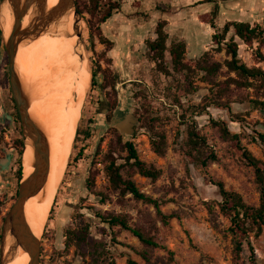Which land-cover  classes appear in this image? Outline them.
I'll return each instance as SVG.
<instances>
[{"label": "rangeland", "instance_id": "1", "mask_svg": "<svg viewBox=\"0 0 264 264\" xmlns=\"http://www.w3.org/2000/svg\"><path fill=\"white\" fill-rule=\"evenodd\" d=\"M116 1L120 5L119 9L102 25L109 39L115 41L120 36L124 42L122 48L116 50L114 46L108 53L113 61L110 68L119 76L115 86L116 96L111 89L101 88L102 75L98 77L97 86L92 87L90 80L78 126L80 123L85 126L93 118L90 125L93 136L86 141L83 158L66 168L67 175L64 174L58 189L53 219L47 228L45 224L40 238L41 264H87L88 260L76 254L74 247L68 251L64 247V229L76 222L80 225L89 222L95 235L105 230L114 251L115 264H129L128 259L139 264H233L230 222L219 211L217 202L221 197L216 183L222 182L226 189L240 193L252 205L258 204L259 192L252 167L232 141L221 137L216 123H226L233 133L240 135L241 146L264 161V148L258 137L259 133L264 132V115L257 111L247 113L250 110L248 103L231 104L232 113L239 114L245 120L243 123L233 121L224 106L211 105L200 114L192 106L208 102L206 96L211 85L197 80V90L182 95L184 90H179L178 82L183 83V75H175L176 80L163 75L150 59L146 40L156 37L154 32L158 20L167 18L169 23L166 30L170 38L186 41V59L189 62L198 60L207 51L214 59L223 61L225 52L213 49L214 30L200 22L199 18L200 14L211 11V4L202 0ZM168 6L172 8L171 14H163L161 9ZM219 6L216 24L220 28L228 21L264 22V0H226L220 2ZM79 28L91 72V41L87 23L82 16ZM95 43L96 51L102 52L104 46L97 40ZM240 56L248 65L264 68V63L252 59L251 51L242 42ZM166 62L171 70L169 55L166 56ZM101 65L107 66L104 61H101ZM225 72L224 68L218 81L227 78ZM22 74L33 88L41 79H29L24 71ZM178 96H181L184 109L188 110L185 113L187 124L195 122L196 128L207 138L208 147L204 149V157L211 152L216 156L208 161L206 167L189 156L187 127L180 118L182 110L171 102ZM115 97L117 107L112 110V120L108 123L106 116L110 108L106 104L108 99L113 100ZM12 100L7 54L3 43H0V236L4 217L15 201L19 187L17 166H12L15 168L13 170L10 166L13 156L16 158L17 155L13 149L14 140L21 138L22 131L21 124L15 118L17 109ZM126 124H132L133 130ZM147 125L165 134L167 148L163 155L152 150ZM110 128L117 129L122 136L121 143L109 131ZM128 141L133 142L142 161L160 170L157 180L141 176L135 168L126 164L128 151L124 143ZM83 145L82 142L77 143L71 154L77 153ZM110 157L116 158L118 165H124L121 169L124 177L131 175L141 192L156 199L164 214L173 216L168 223L162 222L152 204L137 200L131 194L122 197L119 191L110 187L105 172ZM2 160L7 163L5 167L1 165ZM69 160L72 162V157ZM90 172H99L95 194L87 189ZM101 193L107 195L104 202ZM97 212L130 216V223L150 231L161 247L145 246L130 231L120 227L110 228L96 216ZM111 235L115 236L116 243L110 242ZM251 241L257 263L264 264V232L259 237L252 236ZM144 253L145 256L142 255ZM244 256H250L248 249Z\"/></svg>", "mask_w": 264, "mask_h": 264}, {"label": "trees", "instance_id": "2", "mask_svg": "<svg viewBox=\"0 0 264 264\" xmlns=\"http://www.w3.org/2000/svg\"><path fill=\"white\" fill-rule=\"evenodd\" d=\"M1 1V0H0ZM78 13L83 17L87 23L89 31V39L91 41L90 52H92L91 66V84L98 85V77L103 76L102 89H111L116 96L115 86L119 81L118 74L111 70L112 59L108 57V53L114 48V41L109 39L102 30V25L109 20L114 11L118 10L120 5L116 0H75ZM205 3L212 4V9L208 13L199 16L200 21L210 25L214 30L212 34L213 49L217 52H225L226 58L219 61L213 58V55L207 51L198 60L189 62L186 59L187 44L186 41L177 38H170L169 33L166 31L168 21L160 19L155 27V39L146 40V45L150 51V59L156 65V69L163 75L173 77L175 75H183L184 80L178 82L179 90H184V94L191 93L197 90L198 86L195 82L210 84L209 95L206 96L208 102L199 106H192V109H198V113L202 114L208 107L215 105L216 107H226L233 121L243 123L245 120L241 119L239 114H234L231 111L232 103H248L251 111H257L264 115V68L257 65H248L240 56V42H242L250 51L252 59L257 63H264V22H246V21H228L222 28L216 24V19L219 16L220 2L226 0H202ZM167 12V10H165ZM104 49L102 52L96 51L95 41ZM0 43H2V32L0 30ZM169 55L171 59V70L166 62V56ZM101 61L107 65L103 67ZM226 69L227 78L218 81L217 78L222 74V70ZM109 95V94H108ZM222 99H225L224 101ZM13 101V100H12ZM173 105H177L182 110L180 114L181 121L187 127V146L189 156L193 157L195 162H199L202 166L206 167L208 161L215 159V154L211 152L209 156L204 157V149L208 147L207 138L201 134L196 128L194 123L187 124L188 110L184 109V103L181 101V96L174 97L171 101ZM117 98L113 100L108 99L106 106L110 108V113L106 116L108 123L112 120V110L117 107ZM14 108L16 106L14 105ZM98 113H101L99 111ZM15 118L20 123L18 113L15 112ZM141 119H144L141 116ZM82 121V120H81ZM93 123V118L88 120L85 126L81 123L77 127L72 148H76L79 142L84 145L75 154H71L72 162L69 160L67 167L69 168L72 163H77L83 158L86 149V141L93 136V130L90 126ZM144 126L146 124L144 123ZM150 131V142L152 150L158 154L163 155L167 148L166 136L163 132L147 125ZM216 126L220 131L221 137L230 140L234 143L235 147L241 152L242 157L252 167L254 171L255 184L259 192V202L257 205L247 203L243 196L232 190L225 188L222 182H217L221 200L217 202L220 213L226 217L229 222V232L232 241V262L233 264H258L255 259L254 249L252 246L251 238L259 237L264 232V161L257 158L241 146L240 135L233 133L228 125L224 122H217ZM109 131L115 135L116 140L121 143L122 136L116 128H110ZM0 131V139H2ZM264 148V132L258 134ZM15 149L17 153L15 164L17 166L16 176L18 183L22 179V139L16 138L14 140ZM1 145V142H0ZM124 147L128 151L125 160L130 168H135L136 172L143 177L157 180L161 174L160 170L155 169L153 166H148L139 157L133 142L128 141L124 143ZM72 153V152H71ZM70 159V158H69ZM124 165H118L116 158L110 157L106 165V176L110 187L119 191L120 196L131 194L135 199L142 200L146 203L152 204L156 209L158 216L164 223L173 217L172 215L164 214L160 210V204L156 199L141 192L136 183L131 179V175L124 177L121 169ZM97 173L90 172L87 179V189L95 194ZM67 175V173L65 174ZM59 190L50 210L48 223L53 219V214L56 206V199ZM102 194V202L107 198L106 194ZM2 203L0 201V207ZM1 214V211H0ZM96 216L110 228L120 227L123 230H128L139 241L148 247L160 248L161 245L154 239L150 231L144 227L130 223V216L126 214L106 212L104 214L97 212ZM105 230L100 235H95L91 231L89 222L83 225L73 223L64 229V247L65 250H70L74 247L76 254L81 258L87 259V264H115L114 251L111 244L107 240ZM110 242L116 243L115 236L111 235ZM248 249L250 256L245 257L244 252ZM142 255H146L145 253ZM129 264H139L136 261L128 259Z\"/></svg>", "mask_w": 264, "mask_h": 264}, {"label": "bare ground", "instance_id": "3", "mask_svg": "<svg viewBox=\"0 0 264 264\" xmlns=\"http://www.w3.org/2000/svg\"><path fill=\"white\" fill-rule=\"evenodd\" d=\"M59 0H47L48 8ZM72 15L65 16L55 25L57 33L43 34L37 40L20 46L17 62L29 79H40L35 89V98L30 113L41 124L50 145V170L42 189L25 204L26 221L40 239L44 233L48 214L56 198L60 183L71 156L77 126L89 90L91 72L82 43L72 33ZM2 26L7 36L13 16L8 8L2 13ZM28 24V17L23 27ZM83 55V57H82ZM33 148L27 145L23 152V173L28 176L33 170ZM30 255L19 248L8 264H29Z\"/></svg>", "mask_w": 264, "mask_h": 264}, {"label": "water", "instance_id": "4", "mask_svg": "<svg viewBox=\"0 0 264 264\" xmlns=\"http://www.w3.org/2000/svg\"><path fill=\"white\" fill-rule=\"evenodd\" d=\"M8 8L13 16L9 34H4L2 13ZM69 14L72 15V33L81 41L79 22L81 15L77 11L75 0H59L58 4L48 8L47 0H1L0 1V30L2 43L7 54L9 83L12 97L21 124L22 147V179L19 182L17 197L6 213L0 236V264H8L19 248L30 255L29 264H41V241L32 233L24 214V207L30 197L35 196L44 186L50 170V145L46 132L41 124L30 113V106L35 98V87L27 84L17 54L20 46L27 45L46 33H57L56 23ZM28 24L23 27L24 19ZM82 43V41H81ZM83 46V43H82ZM84 50V47H83ZM83 57V55H82ZM131 122L133 119H130ZM133 130L132 124H126ZM78 127V126H77ZM33 148L34 170L28 175L23 173V152L27 145ZM1 165L5 167L4 160Z\"/></svg>", "mask_w": 264, "mask_h": 264}, {"label": "crops", "instance_id": "5", "mask_svg": "<svg viewBox=\"0 0 264 264\" xmlns=\"http://www.w3.org/2000/svg\"><path fill=\"white\" fill-rule=\"evenodd\" d=\"M212 5V4H211ZM165 10H167V12H165ZM171 11H172V8H171V6H168L166 9H161V12L163 13V14H166V15H169V14H171ZM205 13H208V12H205ZM205 13H202V14H205ZM202 14H200V15H202ZM199 15V16H200ZM160 19H164V20H167V18H160ZM159 19V20H160ZM158 20V21H159ZM168 21V20H167ZM201 22V21H200ZM168 23H169V21H168ZM203 23V22H202ZM205 24V23H204ZM206 25H208V24H206ZM210 26V25H209ZM167 28V27H166ZM167 31V30H166ZM154 34H155V32H154ZM155 36H156V34H155ZM155 39V38H154ZM182 39V38H181ZM181 39H179V40H181ZM114 43H115V48H116V50L118 49V48H122L123 47V45H124V42L121 40V38H120V36H118L117 37V39L114 41ZM16 157H17V155H16ZM13 162H12V164H11V170H13V168L14 167H12V166H16V164H15V161H16V158H15V156H13ZM4 163H5V166L7 165V163L4 161ZM15 169V168H14Z\"/></svg>", "mask_w": 264, "mask_h": 264}]
</instances>
